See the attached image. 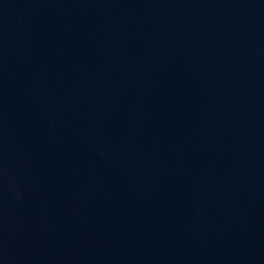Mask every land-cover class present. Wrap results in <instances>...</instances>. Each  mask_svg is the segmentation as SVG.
<instances>
[{
    "label": "water",
    "instance_id": "obj_1",
    "mask_svg": "<svg viewBox=\"0 0 264 264\" xmlns=\"http://www.w3.org/2000/svg\"><path fill=\"white\" fill-rule=\"evenodd\" d=\"M0 264H264V0H0Z\"/></svg>",
    "mask_w": 264,
    "mask_h": 264
}]
</instances>
